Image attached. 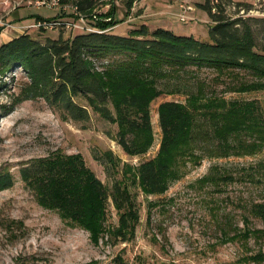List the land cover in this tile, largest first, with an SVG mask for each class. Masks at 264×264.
Instances as JSON below:
<instances>
[{
  "label": "trees",
  "instance_id": "1",
  "mask_svg": "<svg viewBox=\"0 0 264 264\" xmlns=\"http://www.w3.org/2000/svg\"><path fill=\"white\" fill-rule=\"evenodd\" d=\"M105 1L57 0L88 19ZM124 3L132 8V0ZM198 6L212 21L208 41L145 24L121 35L112 32L118 21L89 19L102 31L78 30L65 38L43 40L22 33L0 43V91L6 86L2 76L19 69L28 79L22 99L43 98L63 116L79 122L88 121L92 109L117 125L115 141L128 156L146 153L153 145L151 102L164 93L186 95L184 102L164 100L158 105L161 139L153 159L136 168L125 163L121 170L112 151L94 154L113 177L111 190L75 156L43 157L24 167L22 178L35 188L41 204L95 232L104 225L110 199L118 217L110 234L127 241L140 215L124 175L149 194H161L188 163L195 165L204 157L250 156L264 149V112L258 103L224 98L227 93L264 89V43L257 42L249 18L227 16L222 2L205 0ZM54 18L57 15L45 20ZM195 112L206 122V130L196 127ZM120 172L122 177H116ZM237 180L250 186L264 184V165L223 175L210 172L200 183L217 186ZM12 183L8 173H0V191ZM238 207L243 225L230 235L226 216L224 241L256 247L243 261L262 264L264 227L254 226L252 219L264 220V200L244 199Z\"/></svg>",
  "mask_w": 264,
  "mask_h": 264
},
{
  "label": "rangeland",
  "instance_id": "2",
  "mask_svg": "<svg viewBox=\"0 0 264 264\" xmlns=\"http://www.w3.org/2000/svg\"><path fill=\"white\" fill-rule=\"evenodd\" d=\"M124 1L100 3L91 12L90 21L92 18L104 23L118 21L119 25L113 32L125 35L123 32H128L125 29L138 22L139 3L146 0H132L131 7L135 4V11H130ZM162 1L192 4L195 10L190 13L191 19L187 23L172 17L177 27L175 31L183 35L193 33L197 38L208 41V26L212 21L198 6L205 0ZM211 1L222 2L227 16L249 18L257 42L264 43V0ZM14 8L16 11L7 19L6 15ZM22 11L29 15L27 25L35 23L37 17L46 19L57 15L61 24L57 28L20 29L36 39L56 38L58 35L65 38L78 30L84 31L66 27V22L77 19L69 6L34 8L28 6L27 0H0V33L4 34L0 39H7L5 34L12 28L6 25H16L12 21L18 19ZM75 13L82 14L76 9ZM89 19L85 21L90 23ZM1 80L6 86L0 91V173H8L13 183L0 191V264H253L243 261V258L253 254L256 247L251 244L244 246L237 241L225 242L222 229L228 215L226 231L230 230V235L234 228L243 225L239 203L244 199L264 200V184L250 186L248 182L237 180L215 186L202 184L200 179L210 172L223 175L236 173L241 167L264 165V149L250 156L204 157L195 165L188 163L178 170L176 180L161 194H149L137 182L126 179L129 174L124 175L137 202L140 219L134 234L129 240L122 241L110 234L118 219L110 199L104 225L91 232L63 217L59 211L41 204L35 188L22 178L21 170L43 157L75 156L101 180L105 188L111 190L113 177L106 174L94 154L112 151L121 161V170L125 163L136 168L140 163L153 159L161 139L158 105L164 100L184 102L186 95L164 93L151 102L153 145L146 153L128 156L115 141L117 125L101 118L92 109L88 110V121H74L49 106L43 98L22 99L21 93L28 79L19 69L6 73ZM224 98L227 101L257 102L264 112V89L227 93ZM77 102L83 104L80 100ZM194 115L198 130H206L207 124L201 114L195 112ZM121 173L115 174L116 177H122ZM252 222L256 227H264L262 219L254 218Z\"/></svg>",
  "mask_w": 264,
  "mask_h": 264
},
{
  "label": "crops",
  "instance_id": "3",
  "mask_svg": "<svg viewBox=\"0 0 264 264\" xmlns=\"http://www.w3.org/2000/svg\"><path fill=\"white\" fill-rule=\"evenodd\" d=\"M178 4H179L178 1H175L174 3H169V2L166 3L162 0H160V1L154 0V2H149L146 0L144 2H141V3H139L140 12L138 13V16H137L138 22H136L135 25H133V26H129V28L128 29L126 28L125 30L129 31L130 29H133V27H136V26L141 25V24H145V25H148L151 29L155 28V27H161L162 26V27L168 28V29L175 32V29L177 27L173 23L174 21L172 22L171 19H173L175 17V14H177V12L179 11V5ZM134 6H135V4H134ZM134 6H132L130 11H135ZM167 7H169V8H167ZM175 8L177 10H175ZM15 11H16L15 8L12 9L11 11H9L8 14L6 15V18L8 19V16L10 17ZM18 15H19L18 19L14 20L15 22L14 21H12V22L18 26L27 25V22L29 21V19H28L29 15H28L27 11H26V13H25V11H22ZM128 17H130V16H128ZM113 30H114V28L112 29V32H113ZM22 33H26V32H24L23 30H20L18 32L15 30H11V31L7 32V34H5L7 39L5 41L3 39H0L1 40L0 43L7 42L10 39H12L15 36L22 34ZM123 33L126 34L127 31L123 32ZM0 35L2 37L4 36V34H2V33H0Z\"/></svg>",
  "mask_w": 264,
  "mask_h": 264
},
{
  "label": "built area",
  "instance_id": "4",
  "mask_svg": "<svg viewBox=\"0 0 264 264\" xmlns=\"http://www.w3.org/2000/svg\"><path fill=\"white\" fill-rule=\"evenodd\" d=\"M27 4L28 6L34 7V8H40V7H47V8H51V7H62L60 5V3H57V1H49V2H35V3H31L29 0H27ZM179 11L177 12V14H175V18L180 21L181 23H187L188 20L191 19L190 13L193 12L195 10L194 6L192 4H190L189 2L186 1H182L179 4ZM74 10V14L77 17L76 21H71V22H66L65 25L68 29H84V31L86 30H92L94 29V31H99L101 32L102 30L97 27L96 25H94L93 23H88L86 22V17H84L82 14H77L75 13V9L71 8ZM214 12V10H213ZM93 21H95L96 19L92 18ZM6 24V23H5ZM61 26V24L59 23L58 19H50V20H41V19H36L35 23H31L30 25H23V26H18V25H6V27H11L12 30L15 31H20V29H27V28H36V29H40V28H44V29H50V28H57Z\"/></svg>",
  "mask_w": 264,
  "mask_h": 264
},
{
  "label": "bare ground",
  "instance_id": "5",
  "mask_svg": "<svg viewBox=\"0 0 264 264\" xmlns=\"http://www.w3.org/2000/svg\"><path fill=\"white\" fill-rule=\"evenodd\" d=\"M42 1H44V2H49V1H51V0H35V2H42ZM52 1H57V0H52ZM34 2V3H35Z\"/></svg>",
  "mask_w": 264,
  "mask_h": 264
}]
</instances>
